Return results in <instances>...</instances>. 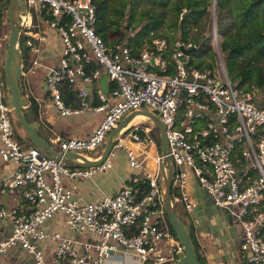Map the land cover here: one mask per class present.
<instances>
[{
    "label": "built area",
    "instance_id": "obj_1",
    "mask_svg": "<svg viewBox=\"0 0 264 264\" xmlns=\"http://www.w3.org/2000/svg\"><path fill=\"white\" fill-rule=\"evenodd\" d=\"M96 11L93 0H25L24 12L19 13L21 44L34 55L28 67L22 61L24 86L41 66L39 55L50 31H56L63 48L45 78L47 103L64 117L88 110L104 113L87 137H54L60 151L84 154L97 149L128 113H157L166 125L176 209L182 204L187 213L194 211L197 201L190 181L195 179L241 226L243 264H264V106L254 100L258 90L236 87L225 64L217 69L197 67L186 53L197 48L191 41L155 37L136 51L126 42L110 46L97 32ZM214 30L217 34L216 26ZM5 40L0 37V160L13 161L16 167L10 177L0 179V194L20 193L23 199L13 206L0 204V219L12 227L0 241V264H13L4 255L17 244L33 255V264H107L115 257H123L122 264H177L183 246L164 206L162 150L157 171L134 173L118 191L81 202L75 185L67 180L110 168L113 150L98 166L71 169L68 159L23 146L15 136L10 93L3 81ZM105 72L110 94L98 82ZM65 85L75 88L78 105L64 98ZM93 90L98 104H93ZM31 94L25 90L27 106ZM153 125L131 121L115 142L126 148L136 169L143 163L126 140L157 147ZM57 214L65 217L75 237L41 228ZM44 241L53 244L50 258L39 247Z\"/></svg>",
    "mask_w": 264,
    "mask_h": 264
},
{
    "label": "trees",
    "instance_id": "obj_2",
    "mask_svg": "<svg viewBox=\"0 0 264 264\" xmlns=\"http://www.w3.org/2000/svg\"><path fill=\"white\" fill-rule=\"evenodd\" d=\"M93 1L97 9V32L110 46L119 42H126L135 51L142 49L145 44L141 40L129 36L131 29L139 30L138 35L147 33L150 36L148 42L155 37H164L170 42H174L177 39L191 41L197 46V49L201 47L205 49L204 55H210L213 58H215L216 52L212 49L210 43L211 35H208L207 31L212 29V21L216 12V28L221 36L219 44L231 82L238 88L245 90L257 89L264 92V0ZM9 2L10 0H0V33L4 23L9 21ZM140 4H143V6H140ZM133 20H135V23H133ZM167 21L174 26V29L178 30L179 36L170 38L167 31H159L158 27ZM152 30L156 31L151 33ZM114 34H119V37L112 38ZM22 54L26 68L30 65L34 55L24 44L22 45ZM193 63L202 69L213 68V63L207 61L203 56L202 59ZM3 81L5 83L4 66ZM5 86L10 93L6 83ZM63 89L64 98L68 102L78 105L76 91L68 85H65ZM21 90L22 94H25L22 81ZM92 95L93 104H98L99 100L96 92ZM7 98L9 100V97ZM39 108L36 99L30 96L29 105L24 107L23 111L31 122L37 121L40 123L41 129L39 133L44 136L42 131L44 123L41 121ZM148 124L150 122H146V125ZM153 126L152 133L159 145L161 142L159 129L156 125ZM44 137L51 141L52 137L54 138L56 135L51 137L45 135ZM19 141L22 144L25 143L23 139H19ZM29 143L34 145L32 141H29ZM159 148L161 151L160 145ZM188 229L190 232L193 231L190 228ZM193 233L191 232V235L198 253V246ZM198 257L200 264H205L199 253Z\"/></svg>",
    "mask_w": 264,
    "mask_h": 264
},
{
    "label": "crops",
    "instance_id": "obj_3",
    "mask_svg": "<svg viewBox=\"0 0 264 264\" xmlns=\"http://www.w3.org/2000/svg\"><path fill=\"white\" fill-rule=\"evenodd\" d=\"M50 33H49V37H50ZM47 43L44 44V48L42 49L41 54L39 55L41 66H39L35 74L29 75V77L26 79L25 82L27 86H24V89L26 90L27 93L28 92H30V94L32 93L33 95L32 94L31 95L34 96V98L37 97L40 100L41 107L39 108V113H40L41 121L44 123V128H42L43 134L44 136L46 135L48 137H51L52 135L60 136L63 138L87 137L94 131L95 127L102 119L103 113H100L101 118L99 119L98 122L92 125L91 130H89L86 134H79L81 133L82 123L80 121H76V120L74 121L71 118L79 115L66 116V117L61 116L55 111V109L49 103H47L48 92L45 86V78L49 68L57 65L61 57V53H60L59 58L57 59L52 58L48 54L49 48H47ZM108 83L111 87V82H109V80ZM99 86H100V82H99ZM73 89L75 90V88ZM94 89H96V87H94ZM94 92L95 90L92 91V94ZM92 100H93V95H92ZM89 112H93V111L88 110L82 114H86ZM135 121H141L143 125H146V122L147 123L150 122V124L152 123V125L154 124L147 117L146 118L139 117L135 119ZM71 130L76 132L77 135L71 136L70 135ZM159 134H160V130H159ZM52 139H51V143L53 147L54 145L58 146L59 150L58 148L55 147L54 148L60 151V144L56 143L54 139L53 140ZM156 144L157 147L155 144H148L143 146L130 139H127L126 146L131 147L137 151L138 159L141 163H143V168L136 169L132 167L129 163V158L125 150L126 148L122 147L124 149V153L127 158V165L124 168L123 167L116 168L114 159L112 162V158H110V161L113 166V167L111 166L110 168H112L114 170L113 172L115 173V176H112V178L114 179L113 181L106 182L105 175L107 174V176H109V174H111L109 173L110 171L108 170L110 168H108L106 170L97 171L91 177L76 178L71 181L67 180V182L68 184L75 185L76 188L75 196L81 202L97 201L105 193H113L115 191H118L121 188L123 181L126 180L132 174L137 172L139 174H143L144 172H146V170H153V169L157 171L158 170L157 157L160 148L158 143ZM23 146L25 148H30L28 140H25ZM31 147H36V146L34 145ZM113 154L115 153L113 152ZM85 155L88 156L90 159L93 158L96 159V157H99L101 155V152L96 156L88 155L86 153ZM15 167H16V163L13 161L4 162L0 160V179L10 177ZM99 183H116V186L104 185V187H102ZM190 183H191L190 191L197 201V206L192 212L195 213V216L189 219L190 227L191 230H193L191 232H194L193 234L197 242L198 252L200 251V256L203 258L204 263L205 264H243L245 252L241 250V241H242L241 226L236 222L233 215H231L227 209L221 208L214 203L213 199L206 194L205 190L200 186V184L195 179L191 180ZM22 199L23 197L20 193L0 194V204L4 203L7 206H13ZM58 215L62 217L61 219L63 220L64 223L63 225L60 226V228L50 231L60 232L69 237H75V234L68 228L65 217L60 214ZM54 217H52L51 219H53ZM51 219L47 220L46 222L50 221ZM44 224L41 225V228L46 231H49L48 229L44 228ZM54 224H56V222ZM11 228H12L11 223L8 220L0 219V241L10 235ZM50 243H51L50 241H44L39 244V247L44 249L48 258L51 257L52 246H53V244ZM4 256L8 261L12 262L13 264H33L34 262L33 255L29 253L25 248H23L20 244H17L16 246L10 248ZM132 262L133 261L128 260L127 264H132ZM122 263H123V257L120 258L115 257L107 262V264H122Z\"/></svg>",
    "mask_w": 264,
    "mask_h": 264
},
{
    "label": "water",
    "instance_id": "obj_4",
    "mask_svg": "<svg viewBox=\"0 0 264 264\" xmlns=\"http://www.w3.org/2000/svg\"><path fill=\"white\" fill-rule=\"evenodd\" d=\"M25 9V0H10L8 7V18L10 23V33L8 38V48L6 50V58H5V82L10 89V103L12 109L16 115L21 126L24 128L28 137L32 141V143L40 149L43 153L60 159H77L81 158L83 161L80 164L83 167L90 166H98L102 164L111 154L114 149L115 142L119 137L122 130H124L129 123L132 121L131 119L136 114H143L147 116L160 130L161 140H162V154L164 155L163 159V188H164V200H165V210L167 216L173 225L176 234L183 246V250L179 253L178 259L176 260L177 264H200L197 248L193 242V238L191 232L188 229L187 223L180 218L179 213L173 204L172 195H173V165L171 162L170 155L168 153V139L166 135V125L164 121L159 117V115L148 109H138L128 113L109 134L106 145L101 152V155L98 158L90 159L85 154L68 151L62 152L56 150L51 141L45 138L43 135L39 133L40 123L35 121L31 122L23 108L27 106L28 100L24 94H22L21 90V80H22V72H23V56L21 49V39H20V30L21 23L19 20V13L24 12ZM216 16V12H215ZM216 26V20H215ZM197 48L187 49L186 53L191 55L196 52ZM108 73H103L100 77V87L106 94H110V85L108 83ZM89 90V88H88Z\"/></svg>",
    "mask_w": 264,
    "mask_h": 264
},
{
    "label": "rangeland",
    "instance_id": "obj_5",
    "mask_svg": "<svg viewBox=\"0 0 264 264\" xmlns=\"http://www.w3.org/2000/svg\"><path fill=\"white\" fill-rule=\"evenodd\" d=\"M140 6H143V4H140ZM211 8H213V7H211ZM168 9H169V7H168ZM215 20H216V16L214 15V18H213V21H212V29H211V31L210 30L207 31L208 35H211L210 36V43H211L212 49L216 52L215 58H213L210 55H204L205 49L203 47L198 48L196 50V52H194V53H192L190 55V57L193 59V62L194 61H199L200 59H202V56H203V58H205L207 61L213 63V67H214L213 69L220 68L221 65L225 64L224 59H223V55H222V52H221L220 44H219V42L221 40V36L218 33L215 34V32H214L215 31L214 30L215 29ZM133 23H135V20H133ZM213 24H214V26H213ZM3 27L1 28L2 31L0 33V37L1 38H5L6 37V40L3 41V44H4V46H7L6 47V50H7L8 43H9L8 38H9V33H10V23H9V21H6L4 23ZM158 29H159L160 32L167 31L169 33L170 38L179 36L178 30L174 29V26L170 25V23L168 21L162 23V25H160V27H158ZM138 31L139 30H131L130 29V35L129 36H133V37H135V39L141 40L143 42V44H146L148 42V38L150 36L147 33H142L141 35H138ZM154 31H156V30H152L151 33L154 32ZM117 37H119V34H114L112 36V38H114V39L117 38ZM47 48H49L48 49V54L52 58H54V59L59 58L60 53H61L62 48H63V44H62V41H61V38H60L59 34L56 33L55 31H51V33H50L49 41L47 43ZM4 56L6 58V51L4 53ZM4 64H5V59H4L3 66H4ZM254 100L259 105L264 106V92H261V91L255 92L254 93ZM93 112H95V113H93ZM93 112H89V113H86V114H81L79 116L71 117L72 120L80 121L82 123V125H81V133H79V134H86L89 130H91L92 125L95 124L96 122H98L99 119L101 118L100 113H98L96 111H93ZM103 116H104V113H103ZM11 117L15 120V129H16L15 130L16 131L15 136L18 139L28 140V142L31 141L29 139L27 133L25 132L24 128L17 121L16 115L13 112V110L11 112ZM73 132L74 131L71 130L70 135L71 136H73V135L76 136L77 135L76 132H74V133ZM108 137H109V135H108ZM108 137H107V140H108ZM107 140L104 141L102 144H100L97 149L86 150V151H83V153L84 154L86 153L88 155L96 156L97 154H99L100 152L103 151ZM159 145L161 146V150H162V140H161ZM31 146H34V145L29 143V147H31ZM54 147L58 148V150H59L58 146L54 145ZM113 152L115 154L113 156L111 155L110 158H112V162H113V159H114L115 167L116 168H120V167L124 168L127 165V158L125 156L124 149L122 147L115 146L114 149H113ZM67 164L69 165V167L71 169H74V168L82 166L80 163H76L73 159H68L67 160ZM108 170L110 171L109 173H111V174H109V176H107V174L105 175L106 182L113 181L114 179L112 178V176H115V173L113 172L114 170L112 168H110ZM162 181H163V179L161 177V182ZM99 184L102 187H104V185H110V186L114 185V186H116V183H99ZM177 211L179 213V216L182 219L185 220V222L188 225V228H190V230H191L189 219L193 218L195 216V213H187L185 211V209L183 210V205L182 204H178L177 205ZM61 218L62 217L57 214L53 219H51L50 221H48V222H46L44 224V228L48 229L49 231L50 230H55L57 228H60V226L63 225V223H64ZM55 222H56V224H54ZM198 253L200 255V251Z\"/></svg>",
    "mask_w": 264,
    "mask_h": 264
},
{
    "label": "bare ground",
    "instance_id": "obj_6",
    "mask_svg": "<svg viewBox=\"0 0 264 264\" xmlns=\"http://www.w3.org/2000/svg\"><path fill=\"white\" fill-rule=\"evenodd\" d=\"M146 118V116L145 115H142V114H136L131 120L132 121H135V119H137V118Z\"/></svg>",
    "mask_w": 264,
    "mask_h": 264
},
{
    "label": "clouds",
    "instance_id": "obj_7",
    "mask_svg": "<svg viewBox=\"0 0 264 264\" xmlns=\"http://www.w3.org/2000/svg\"><path fill=\"white\" fill-rule=\"evenodd\" d=\"M22 45H23V44H21V49H22ZM22 55H23V54H22ZM22 58H23V57H22ZM5 83H6V82H5ZM6 85H7V84H6ZM10 97H11V94H10ZM9 101H10V99H9ZM109 134H110V133H109Z\"/></svg>",
    "mask_w": 264,
    "mask_h": 264
}]
</instances>
